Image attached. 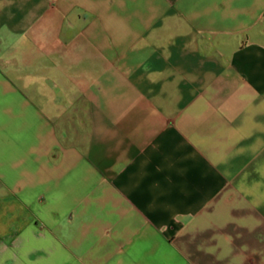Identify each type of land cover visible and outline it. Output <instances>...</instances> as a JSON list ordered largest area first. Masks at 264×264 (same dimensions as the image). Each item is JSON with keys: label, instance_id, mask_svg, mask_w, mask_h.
Returning a JSON list of instances; mask_svg holds the SVG:
<instances>
[{"label": "crops", "instance_id": "crops-1", "mask_svg": "<svg viewBox=\"0 0 264 264\" xmlns=\"http://www.w3.org/2000/svg\"><path fill=\"white\" fill-rule=\"evenodd\" d=\"M0 264H264V0H0Z\"/></svg>", "mask_w": 264, "mask_h": 264}]
</instances>
